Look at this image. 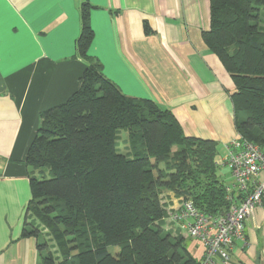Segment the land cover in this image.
Returning a JSON list of instances; mask_svg holds the SVG:
<instances>
[{"label": "trees", "instance_id": "1", "mask_svg": "<svg viewBox=\"0 0 264 264\" xmlns=\"http://www.w3.org/2000/svg\"><path fill=\"white\" fill-rule=\"evenodd\" d=\"M88 9L82 4L76 43L85 61L81 85L40 113L24 159L40 175H28L22 235L35 238L41 264H68V250L54 262L38 231L26 226L28 205L38 195L50 206L34 210L52 225L58 246L68 249L70 233L78 242L70 264H199L186 238L162 227L167 213L161 198L170 191L203 213L221 212L226 192L217 173L218 142L185 135L169 109L124 94L104 75L87 51L93 35ZM209 15L202 37L234 84L236 137L263 148L264 0H209ZM120 129L127 131L125 152L118 146ZM92 231L99 233L96 241H83ZM109 246L118 251L112 254Z\"/></svg>", "mask_w": 264, "mask_h": 264}, {"label": "crops", "instance_id": "2", "mask_svg": "<svg viewBox=\"0 0 264 264\" xmlns=\"http://www.w3.org/2000/svg\"><path fill=\"white\" fill-rule=\"evenodd\" d=\"M82 4L93 31L87 51L104 75L169 109L185 135L216 140L217 173L230 175L235 87L202 37L209 0H0V264H41L35 238L22 235L31 198L24 159L40 113L81 85ZM229 256V264H264V206L247 217Z\"/></svg>", "mask_w": 264, "mask_h": 264}, {"label": "built area", "instance_id": "3", "mask_svg": "<svg viewBox=\"0 0 264 264\" xmlns=\"http://www.w3.org/2000/svg\"><path fill=\"white\" fill-rule=\"evenodd\" d=\"M224 159L230 175L224 181L227 203L221 212L203 213L182 197L165 205L162 227L195 241L197 248H192L198 252L191 253L199 264H229L233 242L244 238L245 220L256 206H264V147L235 137L227 145ZM162 198V203L167 201Z\"/></svg>", "mask_w": 264, "mask_h": 264}, {"label": "rangeland", "instance_id": "4", "mask_svg": "<svg viewBox=\"0 0 264 264\" xmlns=\"http://www.w3.org/2000/svg\"><path fill=\"white\" fill-rule=\"evenodd\" d=\"M264 26V21L262 22ZM125 129H120V138L118 141V146L121 152L127 151V131ZM28 175H33L38 174L40 175V172L37 170L33 171V168L30 166L26 167ZM223 181H226V178H222ZM170 192V191H169ZM173 197H175L176 202L181 196L175 195L173 192H171ZM166 194H163V198H165L167 201L164 200V205L170 206L172 203L170 201V197L165 196ZM46 197H39L38 195L35 196V199L30 202L28 205V209L26 212V226L30 230H37L38 231V241L44 243L45 249H44V254L50 255L51 258H53L54 262H58L63 259L62 255V250H68L67 253V260L69 261L68 264H70L71 257L78 252L77 249V243L74 241V235L70 233V235H67L68 239V246L66 248H60L57 244V240L55 238V231L52 227V225H47L44 223L38 214H36L34 207L38 206L39 210H41V213L47 212L48 205L50 206L49 201L45 199ZM46 208V209H45ZM49 213V212H48ZM54 213H50L51 216H53ZM61 229H65L63 226L60 227ZM99 233L96 231H92L86 234V236L82 239L83 241L85 238H88L89 241L93 242L96 241L95 239L98 238ZM184 244L188 250H190L193 253V250L197 248V243L195 241H191L190 239H185ZM195 247V248H192ZM70 249V250H69ZM108 250L112 253L115 254L118 251L117 246H109ZM198 249L195 250L194 253H197Z\"/></svg>", "mask_w": 264, "mask_h": 264}, {"label": "water", "instance_id": "5", "mask_svg": "<svg viewBox=\"0 0 264 264\" xmlns=\"http://www.w3.org/2000/svg\"><path fill=\"white\" fill-rule=\"evenodd\" d=\"M226 203H227V202L225 201L224 204L226 205Z\"/></svg>", "mask_w": 264, "mask_h": 264}]
</instances>
